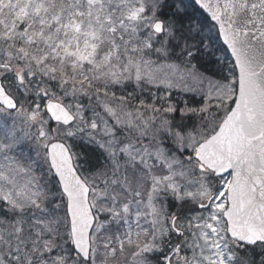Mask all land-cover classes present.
Segmentation results:
<instances>
[{"label":"snow or ice","instance_id":"1","mask_svg":"<svg viewBox=\"0 0 264 264\" xmlns=\"http://www.w3.org/2000/svg\"><path fill=\"white\" fill-rule=\"evenodd\" d=\"M0 264H264V0H0Z\"/></svg>","mask_w":264,"mask_h":264}]
</instances>
